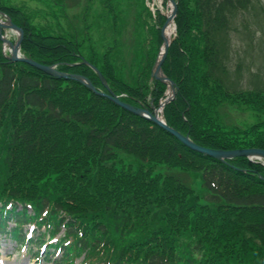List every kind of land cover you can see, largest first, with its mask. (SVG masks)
Returning <instances> with one entry per match:
<instances>
[{"label":"trees","instance_id":"trees-1","mask_svg":"<svg viewBox=\"0 0 264 264\" xmlns=\"http://www.w3.org/2000/svg\"><path fill=\"white\" fill-rule=\"evenodd\" d=\"M176 1L178 32L163 66L178 87L165 106L168 125L213 150L264 149V123L238 131L222 128L217 116L216 68L225 74L229 68L215 60L213 37L226 32L252 0H191L197 14L187 0ZM0 10L23 29L26 58L80 74L107 92L87 61L120 99L152 113L166 98L168 86L151 75L153 53L164 44L167 18L160 12L159 27L146 30L145 52L152 49L131 86L118 76L111 52L102 65L95 52L86 58L76 39L39 29L21 9L0 0ZM198 33L204 45L194 39ZM249 96L263 99L264 90ZM121 154L141 169L161 164L202 173L211 203L202 204L182 175H155L148 168L142 178L118 169ZM28 224L38 230L37 244L43 230L54 237L63 232L56 261L64 264L83 255L81 264H264V164L249 157L218 161L191 151L79 81L12 62L0 37V237L21 241Z\"/></svg>","mask_w":264,"mask_h":264},{"label":"rangeland","instance_id":"rangeland-1","mask_svg":"<svg viewBox=\"0 0 264 264\" xmlns=\"http://www.w3.org/2000/svg\"><path fill=\"white\" fill-rule=\"evenodd\" d=\"M2 3L21 9L31 19L32 24L39 29L76 39L84 46L82 55L86 58L93 51L95 55H99L100 63L103 65L111 52L112 57L110 55V58H112L118 76L131 86L136 84L137 73L143 68L147 50L152 49L149 47L145 52L147 28L149 30L159 27L157 12L167 18L174 10L169 0H2ZM187 4L190 6V11L197 14L193 2L187 0ZM109 5L112 7L109 8ZM0 20L4 25H8V16L0 14ZM172 23L175 31L169 40L171 45L175 42L178 32L176 18ZM162 32L163 30H161L163 40ZM19 36L18 31L9 27L0 31L5 56H9L13 49L3 38L17 43ZM195 37L198 45L203 44V35L198 33ZM213 39L214 50H216L215 60H219L220 65L227 63L229 68L227 74L219 72L220 68H216L219 125L222 128L247 132L249 128L264 123V98H255L253 101L249 96L250 93L256 94L264 90V0H252L251 5L245 11L233 17L232 24L227 31L214 36ZM162 47L153 53V56L157 53L153 71L157 66V61L161 59ZM21 50L20 56L23 57ZM191 59L192 56L189 60ZM204 73L209 80L213 77L209 75L208 69ZM157 80L161 81L158 78ZM170 88L167 89L168 93L171 92ZM164 102L163 99L159 104H164ZM161 105L157 107L158 111H162ZM156 112L152 114L155 115ZM261 130L262 128H258L256 132ZM120 158L122 160L119 158L115 160V167L127 170L132 175L141 173L142 178L147 177L148 171L145 169L148 168L153 170L155 175H166L171 172L175 175H182L185 184L195 191L202 204L211 203V195L201 182L202 173L199 174L194 170L184 172L175 168L169 170L161 164L141 169V163L130 155L121 154ZM174 192H177L176 189L173 190ZM29 228L31 229L28 227L27 230ZM36 236L37 232L33 233V237ZM48 240L49 237H47L46 245L56 242V239ZM31 246L33 248V245ZM52 250H54L53 247L49 252L51 253ZM33 252L27 253V249L17 250L12 240L3 241L0 246V264H57L54 261H47L45 257H35L36 255H32ZM82 261L83 258H80L76 264Z\"/></svg>","mask_w":264,"mask_h":264},{"label":"water","instance_id":"water-1","mask_svg":"<svg viewBox=\"0 0 264 264\" xmlns=\"http://www.w3.org/2000/svg\"><path fill=\"white\" fill-rule=\"evenodd\" d=\"M172 3V7H174L173 12L171 13V15L167 18L168 22L164 25V28L162 29V35H163V40L165 41V46H164V50H163V54L161 55V59L157 61V66L153 72V76L157 77L158 79L168 83V85L171 87V96H169V98L167 99V101L163 104L166 105L168 104V102H170L175 96L176 94V90H175V84L172 80H170L167 76H165L163 74V63L166 60V57L168 55V49L171 45V43L169 41H167L164 37V32H165V28L167 27L168 23L171 21L173 22L175 20V16L177 13V4L175 2V0H169ZM11 28L15 31H18L20 36H19V40L17 41V43H12L9 40L7 41L6 39L3 38L4 41H6L7 43L10 44L11 48L13 49L10 59L14 62H25L28 63L31 66H34L35 68L44 71L50 75L53 76H58V77H62V78H72L74 80H78L79 82L83 83L84 85H86V87L88 89H92L94 92H97V90L95 89L94 85L92 84L91 80L88 78H85L81 75H68V74H64V73H60L59 71H57L56 68L47 66V65H41L39 63H37L36 61H34L33 59H27V58H23L20 56V47L23 41V30L16 26L11 19H8V25H4L2 22H0V28L3 30V28ZM95 69V71L97 72L98 76L101 78L102 82L106 85V80L105 77H103L102 73L100 72V70H98L96 67H93ZM109 89V88H108ZM99 95H103L105 97H107L108 99L113 100L116 104H118L119 106H121L122 108H125L126 110H129L130 112L134 113V114H138L144 118H148L149 120L153 121L155 124L160 125L164 130L170 132L173 136H175L179 141H182L186 146H188L191 150L197 151L201 154H206L210 157H212L213 159H218L220 161H224L226 159H232V158H237V157H252V158H256V159H263L264 160V150L263 149H243V150H237V151H223V150H211L205 147H201L198 144H196L194 141H191L188 137H185L182 133H179L177 130H174L173 128H171L170 126L167 125V122L165 119L159 118L158 114L157 115H153L150 113V111L148 110H143V109H136L135 107L133 108L131 105H129L126 102H122L120 99H118L115 95L114 92L112 90L109 89V93H104V92H97Z\"/></svg>","mask_w":264,"mask_h":264},{"label":"bare ground","instance_id":"bare-ground-1","mask_svg":"<svg viewBox=\"0 0 264 264\" xmlns=\"http://www.w3.org/2000/svg\"><path fill=\"white\" fill-rule=\"evenodd\" d=\"M165 32H164V37L166 40H170V38L172 37L175 29L173 27V23L170 21L167 25V27L164 29ZM107 98V97H106ZM108 99V98H107ZM108 100H111V99H108ZM251 149V148H250ZM261 149V148H260ZM264 150V149H263Z\"/></svg>","mask_w":264,"mask_h":264}]
</instances>
